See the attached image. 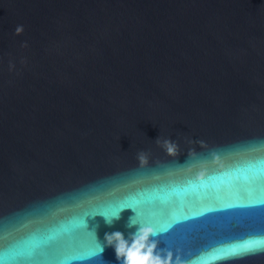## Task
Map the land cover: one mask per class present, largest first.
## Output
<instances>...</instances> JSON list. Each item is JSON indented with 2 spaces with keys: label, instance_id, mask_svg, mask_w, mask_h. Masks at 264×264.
I'll return each instance as SVG.
<instances>
[{
  "label": "water",
  "instance_id": "obj_1",
  "mask_svg": "<svg viewBox=\"0 0 264 264\" xmlns=\"http://www.w3.org/2000/svg\"><path fill=\"white\" fill-rule=\"evenodd\" d=\"M114 204L182 264H264L216 259L264 246V0H0V264H120Z\"/></svg>",
  "mask_w": 264,
  "mask_h": 264
},
{
  "label": "clouds",
  "instance_id": "obj_2",
  "mask_svg": "<svg viewBox=\"0 0 264 264\" xmlns=\"http://www.w3.org/2000/svg\"><path fill=\"white\" fill-rule=\"evenodd\" d=\"M24 28L18 25L15 29L16 35H22ZM27 47V44L24 45ZM157 146L167 154L169 157H177L180 154V145L172 141L170 138L159 137L156 141ZM193 144H199L204 147L203 141H190ZM201 153L195 151V147L190 148V160L199 159ZM137 160L141 167L149 164V155L144 151L137 154ZM105 222L111 226L115 220L120 219V213L112 216L102 215ZM136 221L132 218L128 227L137 225ZM95 233V232H94ZM159 234L151 227L141 226L134 234L130 235V239H125L121 232H114L106 234V243L108 247H113L117 253V258L120 264H182L179 258H175L171 251L160 250L158 248V241L153 239L157 238ZM101 252L103 248L101 247Z\"/></svg>",
  "mask_w": 264,
  "mask_h": 264
},
{
  "label": "snow or ice",
  "instance_id": "obj_3",
  "mask_svg": "<svg viewBox=\"0 0 264 264\" xmlns=\"http://www.w3.org/2000/svg\"><path fill=\"white\" fill-rule=\"evenodd\" d=\"M203 182V181H201ZM129 197H122L120 200L128 199ZM125 208H132L136 212V216L134 218V221L139 223L141 226L151 227L153 228L159 235H163L167 233L175 224L179 223L178 221L173 222L170 218H167L164 214H161L159 218L156 219V222L154 224H148L145 225L141 218L145 217L146 214L152 215L148 212V210L139 204L132 206V205H126V206H119L118 204L113 205L112 211L108 212H99L97 215H105V216H112L116 215L121 212L122 209ZM87 255L85 259L87 260L88 264H98L99 256L101 253V245L98 241H92L87 245L86 248ZM257 252H264V246H262L259 242H254L248 244L243 250L236 251L234 250L231 254H226L223 256H219L216 259L219 261H231L234 259H240L250 254H255Z\"/></svg>",
  "mask_w": 264,
  "mask_h": 264
}]
</instances>
